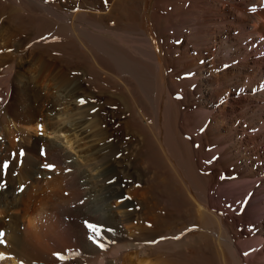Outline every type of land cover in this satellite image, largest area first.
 Wrapping results in <instances>:
<instances>
[{
  "label": "bare ground",
  "instance_id": "obj_1",
  "mask_svg": "<svg viewBox=\"0 0 264 264\" xmlns=\"http://www.w3.org/2000/svg\"><path fill=\"white\" fill-rule=\"evenodd\" d=\"M4 161L0 264H264V0H0Z\"/></svg>",
  "mask_w": 264,
  "mask_h": 264
},
{
  "label": "snow or ice",
  "instance_id": "obj_2",
  "mask_svg": "<svg viewBox=\"0 0 264 264\" xmlns=\"http://www.w3.org/2000/svg\"><path fill=\"white\" fill-rule=\"evenodd\" d=\"M106 2V0H105ZM79 103L81 105L85 104L86 101L83 100V98L80 99ZM41 132H42V128H41ZM41 156H44L45 155V152L43 149H41V152H40ZM20 157H23L24 153L23 151H21V153L19 154ZM16 158V154L14 153L13 154V159ZM10 167V163L8 161H4L2 162V164H0V173H3L4 175H7V171ZM43 167L45 169H47L48 171H54L55 170V165H50V164H45L43 165ZM22 190V189H21ZM85 227L88 229L89 231V240H91L94 244L97 245V247L103 249L104 248V244L103 243H100L99 240H101L103 237H102V228L101 226L97 225V224H93V223H89L87 221H85ZM107 231H111L110 229H108ZM4 236V233L3 232H0V244L4 243L2 237ZM150 243H156V242H150ZM57 255V259L59 260H63L64 257L60 254H56ZM3 257L0 256V259H2Z\"/></svg>",
  "mask_w": 264,
  "mask_h": 264
},
{
  "label": "rangeland",
  "instance_id": "obj_3",
  "mask_svg": "<svg viewBox=\"0 0 264 264\" xmlns=\"http://www.w3.org/2000/svg\"><path fill=\"white\" fill-rule=\"evenodd\" d=\"M20 14H21V13H20ZM21 15H22V16H27L26 13H25V14L22 13ZM24 18H25V17H24ZM39 133H40V132H39ZM37 135H38V136H41V133H40V134H37ZM45 137H47V136H45ZM48 137L53 138V136H48ZM150 185H151V184H150ZM152 186H153V185L149 186V188H150L151 190L154 189V186H153V189H152ZM150 204H151V205L155 204V205H156V206L154 205L155 207H161V206H160V203L157 202V200L155 201L154 199L150 201Z\"/></svg>",
  "mask_w": 264,
  "mask_h": 264
}]
</instances>
